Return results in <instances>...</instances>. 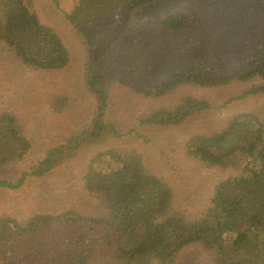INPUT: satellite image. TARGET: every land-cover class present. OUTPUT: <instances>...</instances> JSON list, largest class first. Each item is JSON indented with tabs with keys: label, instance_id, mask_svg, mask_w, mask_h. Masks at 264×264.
Instances as JSON below:
<instances>
[{
	"label": "trees",
	"instance_id": "trees-1",
	"mask_svg": "<svg viewBox=\"0 0 264 264\" xmlns=\"http://www.w3.org/2000/svg\"><path fill=\"white\" fill-rule=\"evenodd\" d=\"M160 1L73 0L61 12L82 52L83 125L51 140L56 125L35 129L0 108V169L9 170L0 189L19 191L84 160L81 189L98 205L1 212L0 264H179L190 250L198 264H264V0H182L139 20ZM34 8L0 0V46L31 75L63 71L69 46ZM232 85L242 92L227 103L257 106L217 115L222 105L197 94ZM113 91L153 103L124 134L108 119ZM52 100L58 110L79 109L60 93ZM211 112L216 126L154 155L146 132L178 133ZM184 164L212 183L208 192L193 188L187 208L178 203L189 184Z\"/></svg>",
	"mask_w": 264,
	"mask_h": 264
},
{
	"label": "rangeland",
	"instance_id": "rangeland-1",
	"mask_svg": "<svg viewBox=\"0 0 264 264\" xmlns=\"http://www.w3.org/2000/svg\"><path fill=\"white\" fill-rule=\"evenodd\" d=\"M73 0H30L34 10L38 12L42 20L53 26L61 35V38L66 41L72 56V63L63 71L55 73H42L39 75H31L16 61L11 53H8L4 47L0 46V108L1 110L12 109L17 119L28 124L33 122V127L38 129V123L41 128L44 124L56 125L53 132L48 130L51 140L55 137L62 138L67 132L77 129L84 124L88 116L87 105H89V97L84 96L83 85L81 83V58L82 52L80 49L79 40L74 36L69 25L64 22V17L61 12L69 9V4ZM182 0H162L156 6H152L140 13L139 20H151L160 16L167 15L177 2ZM152 8V9H151ZM68 25V26H67ZM225 87L223 89H208L197 93L202 99H207L212 105H222L215 108L218 113L223 109L228 112H243L255 108L257 102L252 100H240L227 103L228 99L235 98L242 89L239 86ZM54 93H60L62 96L69 97V102L78 100L79 109L75 107L72 110L55 108V100H52ZM109 120L121 132L126 133L132 128V121L144 110L148 109L153 103L142 100L136 96L129 95L122 91H113L110 94ZM68 103V107L69 104ZM229 106H225L224 104ZM8 107L9 105H12ZM214 105V106H215ZM224 105V106H223ZM36 106L32 118L28 116V107ZM157 106V105H155ZM217 107V106H215ZM212 113V112H211ZM201 117L186 127L180 129L178 133H159V131H148L152 150L154 155L158 156L159 152L169 151L170 146L179 148L182 146L183 139L188 137V134L202 129H210L217 125L216 117L212 114ZM205 129V130H206ZM141 132V131H140ZM190 135V134H189ZM174 136V137H173ZM173 137V138H172ZM130 138V137H128ZM128 138L119 140V142H109V145H118ZM87 151H82L84 158ZM35 154L33 158L36 159ZM161 157H165L164 155ZM180 160L183 159L179 156ZM178 161V164L180 163ZM79 161L75 165L69 166L64 170V173L45 177L43 179L31 180L26 182V186L19 191H9L0 189V213L5 212L7 215L21 216L42 210L56 211L62 208H75L82 211H93L97 208L95 199L85 195L81 189V177L85 162ZM32 161L29 160L25 165L18 166L10 171L21 172L25 167L31 166ZM168 168V166H165ZM185 169L186 180L189 184H182L179 195L183 192L186 194L178 198V203L184 205L190 197L193 188L199 189L201 192H208L212 186L211 177L206 173L198 171L197 167L188 168L187 164L183 165ZM187 170V171H186ZM9 170L0 169V178L7 177ZM190 171V172H189ZM184 176V175H183ZM187 181V182H188ZM176 182V181H175ZM188 202L186 201L187 208ZM186 254V253H185ZM183 255V254H182ZM198 258L192 252L188 251L185 258L179 264H198Z\"/></svg>",
	"mask_w": 264,
	"mask_h": 264
}]
</instances>
